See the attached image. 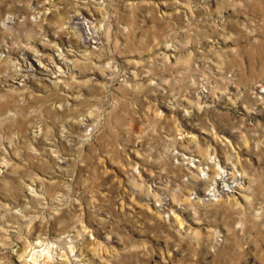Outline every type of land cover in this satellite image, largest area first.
Returning a JSON list of instances; mask_svg holds the SVG:
<instances>
[{"label":"rangeland","instance_id":"1","mask_svg":"<svg viewBox=\"0 0 264 264\" xmlns=\"http://www.w3.org/2000/svg\"><path fill=\"white\" fill-rule=\"evenodd\" d=\"M0 264H264V0H0Z\"/></svg>","mask_w":264,"mask_h":264}]
</instances>
